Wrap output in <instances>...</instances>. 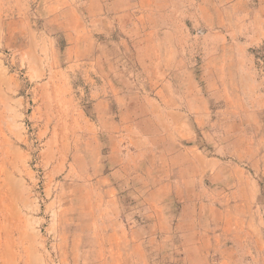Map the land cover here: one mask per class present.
Returning a JSON list of instances; mask_svg holds the SVG:
<instances>
[{
  "label": "rangeland",
  "instance_id": "1",
  "mask_svg": "<svg viewBox=\"0 0 264 264\" xmlns=\"http://www.w3.org/2000/svg\"><path fill=\"white\" fill-rule=\"evenodd\" d=\"M261 1L245 7L264 12ZM76 3L83 8V0ZM41 14L37 0H0V264H189L187 253L216 254V264L226 255L231 264H264V119L247 126L244 110L218 113L216 27L187 22L188 37L176 39L172 61L157 54L156 70L138 68L126 54L106 58L100 74L115 71L113 60L129 86L99 74L91 83L72 67L63 32H48ZM254 54L264 80V46ZM154 74L156 85L149 83ZM130 89L157 97L159 131L216 158V176L199 175L196 195L173 174L140 173L146 159L132 158L120 181L136 178L133 187L156 176L158 185H182L184 195L126 198L120 189L109 197L105 152L92 163L94 148L106 143L104 134L92 136L93 108H122ZM96 92L106 99L97 101ZM172 109L186 111L187 132L167 121L164 111ZM132 135L125 131L121 143L134 147ZM149 219L156 228L144 235Z\"/></svg>",
  "mask_w": 264,
  "mask_h": 264
},
{
  "label": "crops",
  "instance_id": "2",
  "mask_svg": "<svg viewBox=\"0 0 264 264\" xmlns=\"http://www.w3.org/2000/svg\"><path fill=\"white\" fill-rule=\"evenodd\" d=\"M246 3L247 0H83V8L78 9L76 0H37L44 27L51 34V31L63 32L69 53L74 55L72 67L83 68L85 78L91 83L97 82L96 75L99 74L104 81L106 77H120L112 83L132 86L130 76L125 72L118 73L122 68L113 60L109 67L115 71L100 74V71L106 70L109 56L115 53L119 54L115 60H125L127 58L123 55L126 54L138 68L156 70L157 54H170L172 61L173 48L175 44H180L176 39L188 37L187 22H192L194 26L212 23L219 39L216 45L218 113L234 116L238 110H244L240 113H243L241 116L245 118V125L256 126L260 118L264 119V80L258 78L254 54V50L264 46V12L261 8L246 9ZM260 4H264V0ZM219 25L222 29H217ZM152 78L149 83L156 85L155 74ZM166 79L160 84L168 85ZM95 95L97 101L106 99L102 92ZM120 100L124 101L123 107L116 111H106L98 107L100 103H95L93 108L97 128L95 123L92 136L94 138L102 133L106 136V143L94 148L92 163L98 164V154L104 159L102 154L105 152V159L112 170L102 176V180L109 184L106 190L110 198L116 197L114 191L120 189L125 190L126 198L184 195L180 192L182 185H158L156 176L144 177L142 185L133 187L130 182L136 178L126 176L124 181H120V174L129 172L127 159L133 158L136 162L139 158L146 159L140 166L142 174H173L178 182L187 183L186 189L191 191L187 195L197 194L194 182L199 175L202 178L206 174L216 176V158L205 156L193 145L182 148L174 136L158 130L155 124L156 96L139 94L130 89L129 93L121 95ZM164 116L172 126L180 123L179 130L188 131L186 111L165 110ZM102 124H108L110 130ZM125 131L133 132L130 142L134 147L121 143ZM198 190L203 192L204 188ZM154 228L156 224L150 219L141 226L144 235ZM123 234L122 241L127 239L128 232ZM111 241L117 242L115 238ZM183 245L188 248L184 242ZM185 257L189 264H196L197 261L198 264H216V254L212 253H187ZM223 264H231L229 255H226Z\"/></svg>",
  "mask_w": 264,
  "mask_h": 264
}]
</instances>
